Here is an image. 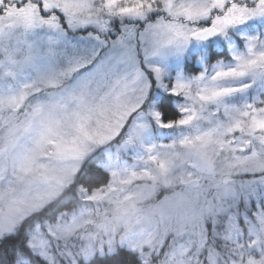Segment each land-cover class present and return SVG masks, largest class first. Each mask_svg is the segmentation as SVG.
<instances>
[{
    "label": "snow or ice",
    "instance_id": "obj_1",
    "mask_svg": "<svg viewBox=\"0 0 264 264\" xmlns=\"http://www.w3.org/2000/svg\"><path fill=\"white\" fill-rule=\"evenodd\" d=\"M0 264H264V0H0Z\"/></svg>",
    "mask_w": 264,
    "mask_h": 264
}]
</instances>
